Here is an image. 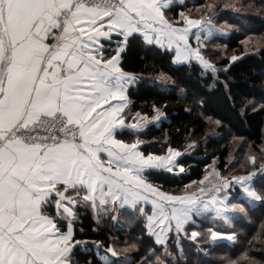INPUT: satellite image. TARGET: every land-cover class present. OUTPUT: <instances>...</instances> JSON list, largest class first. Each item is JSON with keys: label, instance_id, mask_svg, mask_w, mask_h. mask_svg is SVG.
I'll return each instance as SVG.
<instances>
[{"label": "snow or ice", "instance_id": "obj_1", "mask_svg": "<svg viewBox=\"0 0 264 264\" xmlns=\"http://www.w3.org/2000/svg\"><path fill=\"white\" fill-rule=\"evenodd\" d=\"M194 7L202 13L192 15L184 0H0V264H187L185 240L207 253L202 240L239 239L234 230L203 229L199 221L211 216L230 224L254 202L264 204V189L253 180L264 174V162L251 155L254 167L242 175L214 170L215 183L195 192L164 191L151 173H185L187 152L170 141L149 151L160 141L141 137L167 119L166 104L138 105L130 95L145 81L126 65L137 34L164 49L175 66L196 64L213 76L227 71L206 55L209 43L241 32L225 17L250 28L241 17L251 5L204 0ZM241 47L229 65L264 50L249 36ZM172 80L161 72L148 83L159 89ZM248 106L264 112V104ZM80 209L101 226L105 218L119 225L131 212L145 222L159 254L127 241L118 251L113 237L77 228ZM240 259L264 264L247 252L226 264Z\"/></svg>", "mask_w": 264, "mask_h": 264}, {"label": "trees", "instance_id": "obj_2", "mask_svg": "<svg viewBox=\"0 0 264 264\" xmlns=\"http://www.w3.org/2000/svg\"><path fill=\"white\" fill-rule=\"evenodd\" d=\"M203 2L204 0H184L192 15L198 10L194 5ZM246 2L251 5L246 21L250 28H244L243 24L239 26L247 33H261L264 31V0ZM227 18L229 17H225ZM238 37L218 39L225 40L220 43L227 45L225 49L227 54L214 48H210L213 51L206 53L221 68L228 65L227 71L221 72L218 76L203 71L196 64L175 66L171 56L166 54L164 49L145 45L139 34L129 44L126 53L127 70L145 77L144 82L132 88L130 92L132 99L138 105L145 101L149 104L154 101L166 104L164 110L168 113L166 120L152 126L141 138L160 141L159 144L154 143L149 151H162L170 141L173 147H179L187 152L182 160L187 169L185 173L176 176L157 170L151 173L152 182L162 185L164 191L177 193L191 183L201 181L215 160L217 168L223 174L226 173L230 166L233 152L231 141L234 137L241 138L243 143H246L240 147L242 150L250 145V150L242 157L253 153L257 155L262 153L264 156L262 152L264 112L253 111L250 106L246 107L249 102L256 105L264 104V50L249 51L247 55L229 65L227 58L243 50ZM161 72L173 77V80L168 81L166 87L161 86L159 89L149 87L148 81L158 77ZM194 97L203 100V105H194ZM188 109H192L191 113ZM206 117H211L212 120ZM217 119L221 121L220 125L213 122ZM193 140L197 142L196 145L188 147ZM254 184L258 191L264 189V174H257ZM80 212L82 215L76 227L90 232L95 229L96 238L108 235L115 240L127 241L140 247L146 245L149 248H157L154 238L145 231V222L133 216L131 212L123 213L119 225L105 218L102 226L88 210L80 209ZM248 212V218L240 217L234 222L232 230L237 233L238 240L231 242L223 240L215 245H209L206 239L202 240L200 246L207 249V253L198 251L195 242L185 240L187 264H221L222 260L226 264V258L237 260L245 252L256 261L264 262V256L260 255V252L264 251V204L259 201L252 204L248 207ZM199 223L203 229L211 227L208 221L203 222L201 219ZM141 236L143 237L141 240L133 239ZM159 251L157 248L158 254ZM131 254L135 257L136 252L133 251ZM239 264H248V261L240 259Z\"/></svg>", "mask_w": 264, "mask_h": 264}, {"label": "rangeland", "instance_id": "obj_3", "mask_svg": "<svg viewBox=\"0 0 264 264\" xmlns=\"http://www.w3.org/2000/svg\"><path fill=\"white\" fill-rule=\"evenodd\" d=\"M231 3L235 4L238 8L242 7V6H245V5H249L246 0H230ZM248 10L249 8L245 9L244 12H243V15L241 17V19H243V21L246 23L247 21V18H248ZM202 13L201 10H197V13L194 14V15H200ZM228 20V23L230 24H235L237 25L240 29H241V32L239 33H235V34H231L229 36H227V38H238L243 41L244 40V37L245 36H249L251 37V40L252 41H256V40H259L261 44L264 43V31H262L261 33H247L244 29H242L239 25L242 26V24H240L239 21H235L233 19H230V18H227ZM218 22H222V21H218ZM219 36H221V38H223V34H218ZM241 36V37H240ZM217 42H211L209 43V48H214V49H217L221 52H223V54H227L225 52V48H217L218 45H225V44H222L220 43L225 41L224 39L223 40H218L216 39ZM249 48H251V44L248 45ZM207 55V54H206ZM212 61H214L209 55H207ZM215 62V61H214ZM232 147H233V152H232V155L230 157V166L229 168L226 170V173H222L216 166V160L210 164V166L208 167V171H207V174L209 172H212L213 174L212 175H208V178L207 180L205 179H202L201 181H203V183H201V181H198V182H195V183H191L187 188L175 193V194H180V193H191V192H195L198 188H201V187H206L208 186L209 184V181H212L213 183H215V180H214V175H215V172L214 170H218L219 172H221V174L223 175H227V176H234V175H242L244 174L247 170H252L254 165L253 163L250 161L249 157L251 155H255L257 160H256V163H261V162H264V156H262L261 154L262 153H259L258 155L253 153L251 155H247L246 157H242L245 153H247L248 150H250V145L248 144L246 147L247 149L245 150H242L240 147H242L244 144L246 143H243L244 141L241 139V138H232ZM206 174V175H207ZM255 178L256 176L253 178V180L255 181ZM239 189L236 188L234 189V193H239ZM239 202H242L239 201ZM258 201L254 202L253 204L257 203ZM240 217H244V218H248L249 217V212L247 213V215L245 216L243 213L235 216V217H231V223H227L223 220H220V219H216L215 221L212 220L211 216H206L204 218H202L203 222H206L208 221L209 224H211V227H215L217 230H232V228L234 227L235 225V220L237 218H240ZM226 240V239H225ZM117 241V244H116V247H117V250L118 251H121L123 248H124V242L120 241V240H116ZM223 241V240H221ZM229 241V240H227ZM231 242V241H230ZM135 251V249L131 250L130 251V255L132 256L131 252ZM133 257V256H132Z\"/></svg>", "mask_w": 264, "mask_h": 264}]
</instances>
